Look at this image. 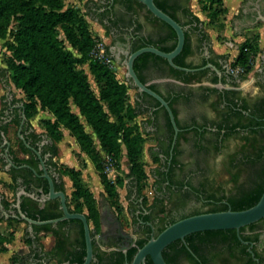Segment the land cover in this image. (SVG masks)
I'll return each instance as SVG.
<instances>
[{
    "label": "flooded vegetation",
    "instance_id": "flooded-vegetation-1",
    "mask_svg": "<svg viewBox=\"0 0 264 264\" xmlns=\"http://www.w3.org/2000/svg\"><path fill=\"white\" fill-rule=\"evenodd\" d=\"M153 2L164 14L166 9L176 17V22L184 28L185 33H188L192 53L187 58V63L194 66V69L212 65L218 72L205 68L194 72L202 73L198 80L183 83L169 75L165 59L153 54L151 55L154 57L148 58L137 67L144 84L168 105L171 103L179 123L176 125L178 132L175 137L169 116L157 100L133 88L136 90L133 97L134 106L141 111L135 118V124L143 139L149 143L146 156L151 167L147 176L152 179V196L150 203L146 204L145 197L139 193L138 183H134L130 198L132 217L130 234L134 236L132 240L124 239L119 235L118 223L114 222L117 217L112 213V209L102 204L101 232L95 237L94 245L106 252L118 250L123 253V248H126L127 252L139 238L156 237L160 229L167 226L170 221L176 222L195 214L206 213L210 209L229 208V199L238 196L241 189L229 193L223 187L215 189L212 177L219 173L228 177L230 181L231 175L238 173V181L242 177L239 185H242L244 190L249 189L251 185L248 173L249 154L228 153L227 145L232 140L241 141L252 130L258 131L254 136L260 139L264 131V50L252 81L257 85L258 93L244 95L241 87L244 80L242 81L239 72L231 67L232 62H229L228 58L220 57L224 55L214 52L203 24L192 22L184 16L185 9H190V0H153ZM88 9L91 19L109 35L108 52L118 63L124 62L125 53L131 54L144 47H153L164 52L165 48L171 47L176 38V34L175 37L172 36V29L165 22L155 17L137 0H96L89 4ZM260 16L264 17V0H246L241 17L235 20L238 24L235 29L247 25L257 27L262 22ZM5 102L6 107L0 109V159L5 165L7 164L4 154L8 148L7 155L13 164L15 157L28 161L25 165L14 164L17 168L10 167L18 173L19 186L15 188V195L20 189H24L36 198L22 195L20 206L22 202H26L28 208L37 206L48 211L54 210L60 212L59 217H61L58 198L46 202L39 201L48 195L49 185L44 177L45 173L53 180L55 192H65L57 189L61 186L62 179L52 162L51 141L44 135L35 136L34 130L29 127L24 116L21 102L12 99L9 94H6ZM180 116L183 117V121ZM8 125L16 127V138L32 154H24L19 150L21 157L14 155L7 139ZM4 140L9 142L8 146H3ZM242 144L247 145L245 140ZM232 160L238 164L242 161L246 166L234 167ZM217 165L219 169H216ZM26 179L28 182L25 183ZM66 201L68 203L67 195ZM15 202L16 198L11 202L12 204L7 205L0 198V206H2L0 212L4 216L7 214V217L13 218L17 214L13 207ZM165 203L174 205L170 215L166 217ZM134 219L137 220L136 223ZM74 221L77 220H67L61 228L57 227L59 223L54 225L59 236H64L66 239L65 255L68 253L76 255L79 250L77 246L80 240V226ZM123 233L126 232L123 230ZM243 234L257 235V241L247 240L244 242L248 244H241L248 247L247 252L250 255L248 249L251 247L253 253L251 257L255 264H264V225L260 224L254 232L245 228ZM98 236L101 238L98 239ZM57 241V238H54L53 247ZM193 243L197 249L196 253L191 250L184 238L179 246L185 247L188 254L179 255L172 264H246V257H242L239 252H236V257H232V251L226 250L218 240L195 239ZM255 254L262 259L255 258ZM29 261L30 264L45 263L43 260ZM96 263L97 259L93 257L91 264ZM62 264L68 262L64 261Z\"/></svg>",
    "mask_w": 264,
    "mask_h": 264
},
{
    "label": "trees",
    "instance_id": "trees-1",
    "mask_svg": "<svg viewBox=\"0 0 264 264\" xmlns=\"http://www.w3.org/2000/svg\"><path fill=\"white\" fill-rule=\"evenodd\" d=\"M10 1H12V4ZM10 1L0 0V22L8 20L10 17H15V19L19 21V28L15 34V41L18 44L19 50L33 55L35 71V84L32 81L24 80L22 75H17L13 78L14 84L17 87L24 89L34 87V91L40 95L46 91L58 98L62 104H67L69 101L73 102L80 110V114L85 118L87 124L92 128V131L100 144L102 152L105 154V156L110 158L115 169H119L120 166L122 148L118 140H121L122 144L126 147L128 159L131 163L129 171L126 174V178L130 180L132 188H134L135 182L139 184L141 181L147 178V173L143 171L138 161L144 139L141 136L136 124L127 126L126 122L135 121V118L141 111H138L134 105H124L126 88L123 85H119L115 81L113 73L105 64L99 63L98 61L91 62V70L97 77V81L102 90L101 99L107 102V108L109 112L117 117L116 120H111L109 114L103 110L99 100L91 93L83 73L75 70L74 62L76 59L73 57L72 53L66 51L64 47L57 42L53 30L55 26L62 25L65 33L71 38L73 45L81 55V59L78 61H88L90 59L89 52L93 42L87 31L77 29L78 27L75 25V23H77L75 20V11L66 10L65 12H60L61 4L58 0ZM198 1L201 3V9L207 12L209 23L214 22V20L218 17L219 12H225L222 0ZM91 3H93V1H88L85 4L88 15V7ZM165 14L177 21L176 17L171 15L166 9ZM184 16L192 22L194 21L197 24H202L200 19L189 8L185 9ZM69 22H73L72 25H68ZM6 24H8V22H6ZM171 34L173 37H175V33L172 30ZM175 46L176 38H174V42L171 47L165 48L164 52H171ZM258 48V43L256 41L246 40L240 46L237 57L231 63V67L233 69L239 68V75L242 81L245 80L247 75L252 71L254 59L258 54ZM191 53L192 51L189 45V35L186 32L183 50L176 58L173 59V63L179 67L194 69V66L187 63V58L191 55ZM106 54L107 56L109 55L108 47H106ZM150 57L154 56L149 53L142 54L137 59H135L133 64L134 71L142 83H144V80L140 77L137 67ZM220 57L224 59L228 58L226 55ZM165 65L169 70V75L174 79L182 81L183 83H190L193 80H198L199 76L202 74L186 73L173 69L168 65L166 60ZM0 73L2 74L3 79L7 77L5 70L0 69ZM128 88L132 87L129 85ZM169 107L172 109L171 103H169ZM23 112L26 120L28 121L29 113H27L25 105H23ZM172 112L175 117L176 125H178L179 123L176 119V112L174 109H172ZM64 120L70 130V133L82 146H85L86 142L89 141V138L85 134L83 127L79 125L77 118L68 113ZM256 133H258V131L252 130L249 132L248 136H245L241 139V141L245 140L247 145L243 144L241 146V151L238 152L245 155L249 154L248 173L251 180L249 189L244 190L242 189V185H238L236 189H241V193L238 196L229 199V208L210 209L206 213L222 212L227 210H246L254 206L260 199L264 191V131L260 139L254 136ZM52 134L53 131L44 136L47 140L52 141ZM35 136L39 137L41 135ZM18 147L19 150H21L24 154L31 153L20 141ZM85 152L91 159L96 171L99 172V178L102 182L107 197H113L115 195L116 186L107 183L105 178H103L102 165L104 161L101 158L95 157L90 151ZM232 162L234 167L245 165V163L242 161H240L239 164L234 163V160H232ZM27 163V160L18 159L15 157V165H25ZM58 173L61 178L63 173ZM7 174H9V176L12 178L14 188H17L19 186L17 183V171L12 168L7 172ZM66 174L73 175L71 172H67ZM238 177V173L232 174L230 181L234 184H237ZM72 179L74 186L73 195H75V197L78 199L83 198L84 200H91L92 195L89 193V191L83 189L80 181L75 177H72ZM123 180L124 179L118 178L117 185L121 186L123 184ZM26 182H28L27 179L25 180V183ZM57 189L64 190V187L61 184V186L57 187ZM6 204L10 205L12 203ZM26 205V202H22L21 210L27 217L33 220H51L56 219L61 215L60 212L57 213L54 212V210L48 211L46 209H40L37 206L28 208ZM67 206L71 213H84L83 206L79 202L76 203L74 207H72L68 201ZM94 210L95 209L93 207H88L89 212H93ZM0 215L5 217L1 212ZM85 216L92 231L91 236L93 238V254L97 259L96 264L131 263L137 250L143 247L149 240L148 237L139 238L135 242V245L127 250L126 255L118 250H113L110 252L103 251L100 247H95L94 245L95 237L101 232V223L99 222L98 213H95L93 218L86 214ZM8 218L11 217L9 216ZM136 221L137 220L134 219L135 223ZM74 222L80 226V240L78 241L77 246L79 250L76 255L70 253L65 255L66 239L64 236H59V233L54 228V225L33 226L32 235L26 231L27 239L30 243V252L23 256L14 255L12 258V264H30V259L33 261L43 260L48 264L51 262H54L55 264H62L64 261H67L68 264H82L86 255L83 228L80 221ZM174 222L175 221H170L167 226ZM66 223V221L64 223H59L57 224V227L61 228ZM260 224L261 226L264 225V219L250 226L241 228L239 231L240 238L243 241H257V235H244L243 230L248 228L250 232H254ZM167 226L161 228L160 232H162ZM41 232L51 234L58 240L56 245L49 251H45L38 241V236ZM195 239L218 240L226 250L232 251V257H236V252H239L242 257H246V264H255L251 255L247 252L248 247L241 244L237 238V233L235 230L199 232L185 237V240L188 242L191 250L196 253L197 249L193 243ZM180 242L181 241H176L163 250L162 255L166 264H172L179 257V255L184 253L188 254V250L185 247L181 248L179 246ZM255 258L260 260L262 259L258 254H255ZM146 264H152L149 258L146 259Z\"/></svg>",
    "mask_w": 264,
    "mask_h": 264
},
{
    "label": "rangeland",
    "instance_id": "rangeland-1",
    "mask_svg": "<svg viewBox=\"0 0 264 264\" xmlns=\"http://www.w3.org/2000/svg\"><path fill=\"white\" fill-rule=\"evenodd\" d=\"M10 1V0H9ZM61 4L60 12L66 10H74L76 13L75 25L79 30L87 31L93 45L89 52L90 59L86 62H79L81 55L73 45L71 38L65 33L62 25H57L53 28L54 35L57 42L61 44L64 49L72 53L76 59L74 62L75 70L83 73L88 83L89 89L93 96L97 98L103 107V110L109 114L111 120H116L117 117L112 115L108 108L107 102L101 99V87L97 81V77L91 70V62L98 61L105 64L113 73L115 81L119 85H123L126 88L125 92V106H133V97L136 90L128 88L129 84L125 78L120 65L114 63L107 64L106 59H110V55L106 54V47L110 46V37L95 21H93L86 12L85 4L88 1L96 0H58ZM12 4V1H10ZM225 5L230 6V0H224ZM190 10L200 19L204 29H206L209 36L211 45L216 44H234L232 35L225 36V21H227V11L219 12L218 17L214 22L209 23L207 18V12L201 9V3L198 0H190ZM8 22V24H6ZM73 22H69L68 25H72ZM19 28V21L15 17H10L6 21L0 22V69L5 70L7 74V80L10 85L9 90L13 93V99L21 101L26 106V111L29 113L28 122L34 130L35 134H49L53 131V140L51 146L52 160L58 172L63 173L62 185L64 191L68 197L70 205L74 207L76 203H80L83 206V212L93 218L94 214L98 213L100 222V207H99V194L104 195L108 205L111 207L113 214L119 219V222L126 233H131L132 223L129 217L128 201H127V189L128 179L123 180V184L117 185L118 178H122V167L129 169L131 163L128 159L126 147L122 144L121 140L118 142L121 144V160L119 169H115L117 176H110L106 170L105 159L107 156L102 152L99 142L94 135L92 128L87 124L85 118L80 114V110L77 106L69 101L67 104L60 103L59 99L53 94L44 92L42 95L37 94L34 91V87L24 89L17 87L14 84L13 78L17 75H22V78L26 81H32L34 84V64L33 55L21 51L18 49V44L15 41V34ZM264 28L248 32V40L262 42L259 44L258 54L253 62V68L247 78L241 83L242 91L244 95H255L258 93L257 85L253 84L254 74L260 65V59L262 51L264 50V35L261 34ZM78 33V32H77ZM78 36V34H77ZM232 49H230L231 51ZM233 51V50H232ZM228 57V61L232 62V52L225 54ZM2 74L0 73V78ZM3 86L0 80V109L3 107L4 93L9 91ZM73 115L77 118L79 125L84 129L85 134L88 136L89 141L85 146H82L76 138L70 133L68 126L65 123L64 118L68 115ZM127 126H132L136 122H126ZM16 127L14 125L7 126V139L10 142L11 151L14 155L21 157L18 149L19 141L16 138ZM149 143L145 140L142 143L140 156L138 158L139 165L145 173H148L151 164L148 162L146 156V149ZM85 151H90L95 157L101 158L103 162L102 175L106 182L115 185V195L108 198L104 190L102 182L99 178V172L96 171L91 159ZM2 161L0 159V194L3 198L11 203L16 198L14 184L6 171L1 170ZM73 173V175H67L66 173ZM72 177L77 178L80 181L83 189L89 191L92 195L91 200L78 199L73 195L74 186ZM151 183L152 179L147 178L141 181L139 186V193L145 197L146 204L151 201ZM112 204V205H111ZM93 207V212L88 211V207ZM26 224L15 218L3 219L0 217V264H12L14 255H25L29 253V241L25 238ZM100 229V228H99ZM38 241L42 245L45 251H49L54 245L53 235L41 232L38 236ZM50 264H55L51 262Z\"/></svg>",
    "mask_w": 264,
    "mask_h": 264
},
{
    "label": "water",
    "instance_id": "water-1",
    "mask_svg": "<svg viewBox=\"0 0 264 264\" xmlns=\"http://www.w3.org/2000/svg\"><path fill=\"white\" fill-rule=\"evenodd\" d=\"M140 3H142L155 17L160 19L161 21L165 22L166 25H168L176 34V46L171 52H162L156 48L153 47H144L141 48L131 54L125 53L126 54V59L124 60L123 63H118L113 59L112 56H110V59H113L114 63L118 64L121 66L122 71L125 75V78L128 82V84L136 89L139 93H144L155 100H157L161 106H163L169 116V121L170 124L172 125L174 131H175V137L178 132V128L176 126V121L173 115V112L171 108L169 107L168 103L164 101L157 93L152 91L146 84L142 83L137 74L134 71L133 64L135 59H137L140 55L145 54V53H150L155 56H158L162 59H165L167 63L169 64L170 67L173 69L183 71L186 73H194L199 70H203L205 68H211L214 71L218 72L217 69L212 66V65H207L201 69H188V68H183L176 66L173 63V59L176 58L183 50L184 43H185V31L184 28L179 25L175 20H173L169 15L164 14L161 10H159L153 0H137ZM87 12V10H86ZM88 15V13H87ZM89 16V15H88ZM90 17V16H89ZM91 18V17H90ZM93 20V19H92ZM260 21L261 23L258 24L257 27L253 28L252 26H245L239 29L236 28V24L232 26L236 42L243 37L245 34L250 32L253 29H261L264 28V17L260 16ZM264 56V55H263ZM264 58V57H263ZM3 86H5L8 90L10 88V85L8 83L7 77L3 79V77L0 78ZM6 94H9L10 97L13 99V93L9 90L4 93V98H3V107L4 109L6 107V102H5V97ZM21 102V101H20ZM22 103V102H21ZM23 104V103H22ZM180 119L183 121V117L180 116ZM135 122V121H134ZM29 124V122H28ZM31 127V125L29 124ZM32 128V127H31ZM38 135H47L45 133H41ZM174 137V138H175ZM21 139L22 136H20ZM243 141H229L228 142V149H226V152L228 153H238L241 151V146ZM9 145V142L7 140H4L3 146ZM52 146V142H51ZM8 148L5 150L4 154V160L6 161V165L2 162L1 170H4L8 172L10 170V167H15L11 159L7 155ZM51 152V149H50ZM53 162V160H52ZM54 163V162H53ZM219 163V162H217ZM55 165V164H54ZM25 167V166H24ZM17 168V167H15ZM22 168V167H18ZM216 169H219V165L216 166ZM122 178L123 179H128L126 178V174L128 173L129 169L127 167H122ZM221 175V176H220ZM44 177L48 181L49 185V190H48V195L46 198L40 199V202H46L54 199H59L60 201V209L62 211V216L56 219H51V220H33L29 217H27L21 210L20 206V197L22 195H26L32 199H36L33 195L28 194L27 192L24 191V189H20L17 194H16V202L13 204V207L16 209L17 214L13 216V218L22 221L27 224L26 231H28L32 235V227L33 226H45V225H55L57 223L67 221V220H77L80 221L82 224L83 228V234H84V243H85V251L86 255L84 258V262L82 264H91L94 254H93V238L91 236V227L89 226L88 220L85 216L84 213H71L68 209L67 206V201H66V194L63 191L55 192L54 189V183L51 177L45 173ZM213 182H214V188L217 189L216 187H223V189L229 193L230 191H233L236 189V187L242 182V177H240L238 184L231 183L228 179V177L223 176V174L217 173V175H213L212 177ZM221 185V186H220ZM132 185L130 183V180L128 179V189H127V201H128V209H129V217L130 221L132 223V217L130 213L131 209V203H130V198L132 196ZM219 191V190H216ZM0 198L7 202L3 196L0 194ZM15 200V199H14ZM13 200V201H14ZM105 204L107 208L111 209V207L108 205L104 195L100 192L99 194V207H100V215H101V207L102 204ZM174 205L173 204H166L165 203V217L170 215L171 211L173 210ZM2 209V206H0V210ZM113 213V212H112ZM6 216L3 217L0 215L1 218L6 219ZM102 218V216H101ZM100 218V222L102 224V219ZM264 219V191L258 200V202L242 211H232V210H227V211H222V212H211V213H202V214H197V215H192L186 218H183L179 221H176L172 223L171 225L167 226L162 232H160L156 237H153L148 240V242L141 248L137 250L135 253L131 263L127 264H146V259L149 258L152 264H166L162 255L163 250L171 245L172 243L176 241H182L184 240L185 237L199 233V232H207V231H225V230H235L237 233L238 239L241 241L243 244H248L247 242H244L241 240L239 236V231L241 228L250 226L252 224H255L261 220ZM114 222L118 223V228H119V235L122 236L124 239L132 240L134 236L130 233H123L122 226L117 218L114 219ZM25 238H27V235L25 233ZM98 239L101 238V236L97 237ZM134 244V243H133ZM29 252H30V243L28 245ZM105 249V248H104ZM123 254L126 255V248L122 249ZM248 251L251 253L253 256V253L251 251V247H249ZM27 255V254H25ZM48 264V263H44Z\"/></svg>",
    "mask_w": 264,
    "mask_h": 264
},
{
    "label": "crops",
    "instance_id": "crops-1",
    "mask_svg": "<svg viewBox=\"0 0 264 264\" xmlns=\"http://www.w3.org/2000/svg\"><path fill=\"white\" fill-rule=\"evenodd\" d=\"M222 1H223V8L225 9V11H227V15H226L227 21H225L226 26H225L224 34L226 37H228L229 34L230 36L232 35L234 44H230V43L223 44V45L216 44V45H212V49L214 50L215 53L219 55H225V54L232 52L231 60H234L238 55L240 46L249 38L248 33H247L236 42L235 35L232 29V26L235 24H236V28L238 27V24L235 22V20L241 17L246 0H230L229 7L225 5L224 0ZM242 27H245V26H242ZM242 27H239V28H242ZM255 30H259V29H253L250 32H253ZM257 35L258 36L264 35V30L261 32V34L259 33ZM260 42H262V36H261V39L259 40V43L257 41L258 46ZM230 49H232L233 51L232 50L230 51Z\"/></svg>",
    "mask_w": 264,
    "mask_h": 264
},
{
    "label": "built area",
    "instance_id": "built-area-1",
    "mask_svg": "<svg viewBox=\"0 0 264 264\" xmlns=\"http://www.w3.org/2000/svg\"><path fill=\"white\" fill-rule=\"evenodd\" d=\"M106 62H107V64H111L112 63L111 59H106ZM234 70L236 72L240 71L239 68L234 69ZM105 162H106L105 165H106V170H107L108 174L110 176H114V177L117 176V173L115 171V167H114V165H113V163H112V161L110 160L109 157H106Z\"/></svg>",
    "mask_w": 264,
    "mask_h": 264
}]
</instances>
